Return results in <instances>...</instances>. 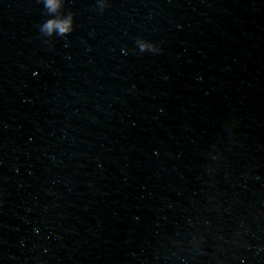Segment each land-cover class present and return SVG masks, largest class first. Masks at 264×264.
<instances>
[{
  "label": "water",
  "instance_id": "water-1",
  "mask_svg": "<svg viewBox=\"0 0 264 264\" xmlns=\"http://www.w3.org/2000/svg\"><path fill=\"white\" fill-rule=\"evenodd\" d=\"M57 2L0 0V264H264V0Z\"/></svg>",
  "mask_w": 264,
  "mask_h": 264
},
{
  "label": "clouds",
  "instance_id": "clouds-1",
  "mask_svg": "<svg viewBox=\"0 0 264 264\" xmlns=\"http://www.w3.org/2000/svg\"><path fill=\"white\" fill-rule=\"evenodd\" d=\"M45 6L50 12H55L58 9L59 4L57 0H45ZM40 30L49 36L53 33L54 30L57 31L60 36H66L73 30L72 14L69 13L66 19L48 20L41 26Z\"/></svg>",
  "mask_w": 264,
  "mask_h": 264
}]
</instances>
